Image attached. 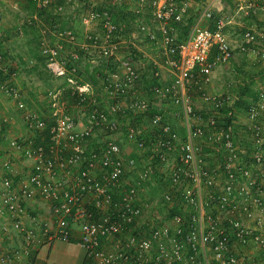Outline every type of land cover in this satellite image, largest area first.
I'll return each mask as SVG.
<instances>
[{
    "label": "built area",
    "instance_id": "2783aa9c",
    "mask_svg": "<svg viewBox=\"0 0 264 264\" xmlns=\"http://www.w3.org/2000/svg\"><path fill=\"white\" fill-rule=\"evenodd\" d=\"M192 1L149 0L157 30L150 31L143 23L139 28L160 42L163 65L173 76L172 81L152 87L150 95L158 100L152 105L171 106L173 116L168 120L158 114L149 128L136 125L126 134L125 121L118 118L125 113L123 105L140 115L148 112L151 103L139 98V87L145 85L147 75L142 79L145 70L136 67L132 58L121 57L125 41L112 15L107 9L90 6L92 0H32L36 12L27 21L40 28L41 53L48 71L67 86L49 91V103L39 111L24 103L20 89L11 85L17 72L0 85L7 97L18 101L28 131L8 143L10 153H19L24 162L19 165L10 158L1 168L0 221L3 231L11 229L18 242L0 254V264H31L45 243L58 240L75 242L84 250V264H247L239 259L236 245L242 251L258 246L264 255V233L258 232H264V191L257 181L264 178V126L260 122L264 85L248 107L252 137L245 142L247 149L240 148L233 127L227 128L221 121L222 110L230 107L231 90L208 92L214 71L234 59L228 38L231 28L242 27L240 50L258 63L264 62V23H255V18L264 15V0H231V14L225 11L226 0H207L189 35L180 38L178 28L188 22ZM80 2L88 7L83 24L98 27L97 33L86 35L82 45L70 28L53 30L39 23V12L62 15L69 8L74 13ZM239 17L249 24L237 23ZM76 49L86 53L85 59L94 52L113 65L116 69L107 71L101 82L104 91L118 99L130 94L124 100L131 104L108 103L92 83L81 82L78 75L84 71L80 67L84 58ZM63 53L80 64L68 67V56L60 59ZM159 70L153 79L164 77ZM194 95H200L210 107L207 118ZM10 120L5 117L3 123ZM179 122L185 134L172 128V123ZM151 128H158L160 134ZM147 129L155 139L146 141ZM126 144L135 153L126 156ZM139 152L149 161L137 158ZM174 156L171 181L163 182L171 189L163 199L180 214L168 219L155 211L157 202L146 193L145 184L151 181L154 163H160L164 171L163 166ZM254 173L256 180L251 181ZM240 179H248V183ZM250 185L258 187L255 193L248 189ZM236 192L245 196L238 208L233 205ZM37 199L49 203L51 221L33 217ZM209 208L221 212L209 214ZM238 212L242 219L236 220ZM248 220L255 225L246 227Z\"/></svg>",
    "mask_w": 264,
    "mask_h": 264
},
{
    "label": "rangeland",
    "instance_id": "374dc122",
    "mask_svg": "<svg viewBox=\"0 0 264 264\" xmlns=\"http://www.w3.org/2000/svg\"><path fill=\"white\" fill-rule=\"evenodd\" d=\"M104 1V2H103ZM206 0H194L193 6L191 8L190 16L188 17V20L190 18H194L201 10L202 4ZM103 5L109 9L114 8L112 5H123V7H126L127 11H131L136 15V12L141 10L143 11L142 15L137 16V17H132V15H127L126 17L122 18L124 24V29L125 32H123L122 39L125 41V43L122 45L121 49V54L123 56H130V53L134 54V50H137L141 55H137L138 60L143 63V68L148 69L147 73V79L148 81H151L153 79V74L160 69L159 66L155 65V62L161 63L163 65V57L161 55L162 53V47L160 42L156 41H151L147 35H144L139 32V30L135 29V25L137 26L139 23H143L147 25L150 29V31H156V25L153 21L152 15H151V8H149V0L146 2H142V0H92V4H89L90 6L92 5ZM148 6V7H146ZM143 7V8H141ZM225 11L228 14H231L233 12L232 8L229 6L228 3H224ZM24 10V9H23ZM22 8L17 5L16 2H12L10 0H0V38H1V47L0 50L1 52H8L9 54L15 52L18 54H21L22 59L20 62L22 65H19V60H16L14 64V68L16 70H19L18 76L15 78L13 83L17 86L18 89H20L21 94H23V102L28 104V101L31 102L32 99L29 98V93L27 92L28 89L31 87L37 88L38 92L42 94V97L44 96V100L47 99L45 95L46 93L51 91V81L50 77L48 74H44V80H40V78L36 77L35 74H31L29 69L27 68L26 64L28 63L30 66L35 65L37 62L36 60L32 57L34 55L38 48H37V42H35V36L33 33L29 32V36L26 35V31L24 28H21L20 30H17L19 27H22L24 20L27 19V14L25 10L23 11ZM88 7L85 4H81L80 7L77 9V11L74 12V14H71V9L67 8L65 13L60 16L63 20H66L68 23V26H72L71 30L76 33L77 40H79L78 45H81L83 42L86 41L85 37L86 35L91 32V33H97L96 30L98 29L97 25H91V26H86L83 24L82 21V16L87 14ZM73 13V12H72ZM29 14V13H28ZM264 21V15L259 17V20ZM40 20V19H39ZM128 20V21H127ZM258 20V21H259ZM28 22V21H27ZM19 23V24H18ZM66 23V24H67ZM131 23V24H130ZM237 23L240 25L249 24V22L245 21L244 18L239 17L237 18ZM256 23V22H255ZM264 23V22H263ZM15 24H18L17 28L14 27ZM29 24V23H28ZM231 32L228 34V38L230 40V43L234 49V59L233 61L225 66H221L215 70L213 73V77L219 78L217 81V84L215 83V78L212 77V82L210 88V92L214 94H223L225 90H232V86L237 83V85L240 84V81L242 83V79L244 78L243 73L246 72L248 73L249 77H245L248 80L250 77H252L255 73V70L257 69V60L254 56H247L245 55L241 50L240 46L242 44V37H241V31L239 29H242L241 26H235L234 28H231ZM17 30V32H16ZM41 49V48H40ZM11 50V51H10ZM13 51V52H12ZM76 52H79L80 49H76ZM94 53V52H92ZM91 56L94 63L91 62V65L98 66V62H100V58L98 57V54L94 53ZM146 54V55H145ZM12 55V54H11ZM142 56H147L146 58H143ZM91 60V61H92ZM26 63V64H25ZM86 61H83L81 63V69L86 66ZM138 63V62H137ZM19 65V66H17ZM135 66L137 64L135 63ZM255 69V70H254ZM45 70V69H44ZM29 71V72H28ZM160 71V70H159ZM164 77L165 73L163 74ZM254 77V76H253ZM83 79V78H82ZM84 80V79H83ZM144 83L145 86L147 87V91H141L140 94L144 95L145 97H149L150 99L152 98L149 92L148 85L149 82ZM237 81V82H236ZM92 83V82H91ZM232 83L231 85H229ZM93 84V83H92ZM94 85V84H93ZM214 85V87H213ZM231 86V88H229ZM62 87H65V85L62 84ZM234 87V86H233ZM237 88V87H236ZM151 89V88H150ZM208 90V91H209ZM231 94V93H230ZM148 95V96H147ZM196 96L195 101L198 103L197 107L201 109L202 115L204 118H207V115L210 112V107L205 105L202 98L200 95H194ZM239 97V94L237 92V89L234 90V92L231 94V102L229 106L232 108L233 116H234V121L232 124L234 133L236 134L237 138L239 139V145L241 149H247V145L245 142L250 141L251 139V132L249 131L248 126L250 125L248 122V112L247 109H245L244 106H237L235 103V100H237ZM32 98V97H31ZM28 99V100H26ZM15 101L9 97L6 96L5 93L0 91V165L1 167L4 165V163L12 158L14 159L16 164L21 165V162L23 161V158L19 153L16 155H12L10 153V148H9V141L10 139L16 138L23 136V134L28 133L26 129V125L24 121L22 120V114L18 111V108L15 105ZM32 103V102H31ZM5 105V107H4ZM29 105V104H28ZM223 116H225L223 114ZM5 117H9L11 119L10 123H3V119ZM228 117L229 114H228ZM260 122L264 126V115L260 119ZM177 126H181L182 124L176 123ZM201 145H205L204 142H201ZM127 149V150H126ZM133 149V152H132ZM124 153L126 156H129L131 153L134 152V148L132 145H125L124 147ZM135 156H138L140 159H143L144 161H149V158L146 154H136ZM175 156L172 157L170 164L163 166L164 173L162 171V167L160 169L161 172H159L161 175L165 177H169V174L172 170V168L175 166L176 161L174 160ZM24 162V161H23ZM23 167V165L21 166ZM257 176L255 173L253 174L251 181L256 180ZM161 177H156L153 178L151 181L153 183L155 182H160ZM242 182L248 183V179H240ZM259 181V185L261 183V188L262 191H264V178H261ZM240 186H236L237 189H239ZM164 188V186H163ZM249 190H252L253 193H255L258 189L257 186L250 185L248 186ZM235 202L233 205H237L236 207L238 208L240 206V203H242L243 200H245V196L239 195L238 192L235 193ZM264 196V193H263ZM264 199V197H263ZM240 202V203H238ZM237 211V210H236ZM211 212L219 213L221 212L220 209L214 210L212 208L208 209V213L210 214ZM222 214H226V210L223 209ZM253 220H248L244 223L246 227L248 226H253L255 223H253ZM3 228L4 225L1 222L0 223V236L4 237L3 234ZM256 228V227H253ZM252 228V229H253ZM258 228V227H257ZM260 233H264L263 230H258ZM262 249L259 248L258 246H252L249 249H246L245 251H242L239 248V245H236V252L239 256V259L241 261H248L247 264L252 263V262H257V263H263L264 264V255L262 253Z\"/></svg>",
    "mask_w": 264,
    "mask_h": 264
},
{
    "label": "trees",
    "instance_id": "16d2710c",
    "mask_svg": "<svg viewBox=\"0 0 264 264\" xmlns=\"http://www.w3.org/2000/svg\"><path fill=\"white\" fill-rule=\"evenodd\" d=\"M104 2V1H103ZM226 3L228 4H232V1L230 0H226ZM19 6L22 8V10L24 9L25 12L27 14V18L29 16H32L33 13L36 12V9H35V4L32 2V0H22L20 1L19 3ZM114 8L112 9H109L107 7H105L103 5V3L101 5H98L96 6V9L101 11L103 10V8L106 10H108V12L112 15V19L114 21V23L118 26V28L121 29L120 31V34L123 35V32H125V27H124V22L122 20V18L126 17L127 15H132V17H137V16H140L142 15L143 11L142 9L137 11L136 12V15L134 13H132L131 11H127L126 7H123V5H115L113 4L112 5ZM148 7V6H146ZM149 8L150 5H149ZM23 10V11H24ZM151 10V14H152V9ZM29 13V14H28ZM39 18L41 19L42 23H45L46 25L50 26L53 30L55 29H66V28H70L72 26H68V23L65 22L64 24H62V18H60L59 15H56L55 13H53L52 11H41L39 12ZM195 18H190L188 20V22L184 25H180L179 26V37L180 38H186L190 31H191V28L194 26L195 24ZM128 21V20H127ZM255 21H258L257 18H255ZM67 23V24H66ZM55 24H57L58 26H56ZM131 24V23H130ZM140 24V23H139ZM139 24L136 26L135 25V29L139 30L140 33L141 30L139 28ZM56 27V28H55ZM21 28H24V30L26 31V35L29 36V32L31 30V32L33 33V35L35 36V42H37V52L32 55V57L36 60V64L33 65V66H30L28 63L26 64L27 68H30V73L33 74L35 73L38 68H40L39 65H44L45 69H46V59L44 58V56L42 55L41 53V46H42V43H43V37L41 35V32H40V29L39 28H36V26H30L27 22V19L24 20L23 22V25L22 27H19L17 30H20ZM16 30V32H17ZM144 34V33H142ZM145 35V34H144ZM161 35H159L160 37ZM53 40H55V37H51ZM151 41H154V40H151ZM156 41H154L155 43ZM255 45H252V47H254ZM0 47H1V38H0ZM80 54L83 55V58H84V61H86V66L84 67V69L82 68V70L84 71H81L78 75V78L80 79L81 82H92L95 86V89H96V92L100 93L105 99L108 100V103H126V104H131V100L127 99V100H124V97H129L130 98V94H124L122 95L121 98H112L111 96H109L108 93H106L104 91V86L101 82H103L104 80V76H106V72L107 71H110V72H113L116 68L113 66V65H108V63L106 62H103V60H101L99 63H98V66H94V65H91V57H88V59H85V52L83 51H79ZM0 54L2 56V61L0 62V85L1 83L3 82H7V80H10V78H12V74L15 73V72H18L19 70H16V68H14V64H15V60L12 59V55L9 54L8 52H1L0 50ZM65 53H63V55L60 57V59H64L66 56H68L67 54L64 55ZM137 55H141L137 50H134V54L133 53H130V58H132V60L137 63V66L139 67L140 70H145V73L143 74L142 76V79L145 78V76L147 75L148 73V69L147 68H143L144 66L141 64L140 60H138L137 58ZM146 55V54H145ZM162 55V54H161ZM143 58H145L146 56H142ZM163 57V56H162ZM165 57H163V61H164ZM68 61H69V64H68V67H72L73 65H77V64H80L78 62H76L75 59H72L71 56H68ZM164 63V62H163ZM260 64V63H259ZM109 66V67H108ZM70 69V68H69ZM48 70V69H47ZM43 71V70H42ZM40 71V73L42 72ZM43 72H46L43 71ZM47 73V72H46ZM50 75V76H49ZM17 76H18V73H17ZM48 76L50 77V80L51 81H54V80H58L59 82H61L60 85H65V87L67 86V83L66 81H63L62 79H56L54 77V75L48 71ZM84 80H83V79ZM250 77L251 79V84H248V85H245V86H239L237 88L238 90V94H240V98H238L237 100H235V103L237 106L241 105V106H244L245 109H247V112H248V107H249V104L252 103L253 101H256V97H257V94H258V90H255L253 87H254V84H255V77L253 78ZM148 81V80H147ZM146 81V82H147ZM145 82V83H146ZM149 84L148 85V88H149V92L150 90L152 89V87L156 84H158L159 82L157 81V79H152L151 81H148ZM11 85H13L14 87L17 88V86L15 85V83H12ZM262 87V86H260ZM52 89H54V86H51ZM151 88V89H150ZM18 89V88H17ZM139 90L141 91H147V87L145 85L139 87ZM1 91V90H0ZM3 92V91H2ZM4 93V92H3ZM68 94V93H67ZM212 94V92L210 93ZM148 96V95H147ZM139 98H145L147 100H150V109L148 110V112L144 113V114H133L132 112L129 111L128 107L129 106H126V105H123L124 107L122 108L123 111H125V113L123 114H119L118 115V118H120V120H122V123L124 122V125H123V130L126 134H128V129L130 127H135L136 125H145L147 126L148 128L152 125V119L157 116L158 114H161L158 110L155 109V105H152V103H156L158 100H156L155 98H149V97H145L144 95L140 94V97ZM47 101H48V98H47ZM16 103H18V101H15ZM15 103L16 107H17V104ZM29 103V102H28ZM49 103V102H48ZM30 106V105H29ZM32 108V106H30ZM19 111V110H18ZM232 108L231 107H226L222 110V113L225 115L223 120L224 122V126L225 127H230L232 126L233 124V121H234V116H230L228 117V114L230 112H232ZM20 112V111H19ZM171 112V110H170ZM126 117L130 118L129 122L127 121ZM126 122H128L126 124ZM172 128L174 130H176L177 132H181L182 134H185L186 130L185 129H182L184 127H181V126H177L175 123H172ZM157 133V134H160V130H158V128H151L150 131H154ZM146 136H147V139L146 141H151L152 138L155 139V135L154 137L152 135H150V132L148 131L147 129V132H146ZM125 139H127L125 137ZM137 158H139L138 156H136ZM244 158H247V156H245ZM154 174L152 175V178H156V177H161L160 179V182H156V184L153 183V181H148L146 184H145V187H146V193L148 195L151 196V198H153V200H155L157 203L156 207H155V211L162 214V215H166V217L168 219L172 218V217H175L176 215H179L180 214V211L176 208V207H169L168 204L164 203V194L167 192V191H170L171 189V185H167L166 184H163L164 181H171V179L169 177H165L163 175H161L159 172L162 173V171H160L162 165L160 163H154ZM164 173V171H163ZM162 173V174H163ZM253 176V175H252ZM162 184L164 186V188H162ZM177 193V192H176ZM175 191H174V195L176 194ZM236 220H239V219H242V215L238 212L237 216H235ZM4 252V251H3ZM2 252V253H3ZM1 254V252H0Z\"/></svg>",
    "mask_w": 264,
    "mask_h": 264
},
{
    "label": "crops",
    "instance_id": "0c3cea01",
    "mask_svg": "<svg viewBox=\"0 0 264 264\" xmlns=\"http://www.w3.org/2000/svg\"><path fill=\"white\" fill-rule=\"evenodd\" d=\"M10 1L13 2V0H10ZM256 23L259 25L263 24V22H261V20L256 21ZM18 24H15L14 27L17 28ZM207 24H209V23H205V25H207ZM11 54H12V59L15 61L19 60V65L21 66L22 63L20 61L23 60L21 57L22 55L15 53V52H13ZM141 64H142V62H141ZM257 64H258L257 69L256 70L254 69L255 73L253 75L255 77V78L253 77L255 79L254 80L255 84L253 87L255 90H258L261 85L262 86L264 85V62H261L260 64L257 62ZM19 65H17V66H19ZM155 65L160 67L161 72L165 73V76H167V74H168V77H170V79H168V77L160 78L157 80L158 82L167 83V82H170L173 80V76L171 75V72H170V74L167 73V72H169L168 68H165L164 65H162L161 63H158V62H155ZM39 66H40V68H38V70L33 74H35L36 77L40 78V80H44L43 76L46 73L43 71L46 70V72L48 74L47 67L45 69L44 65H39ZM40 71H42V72L40 73ZM18 72L20 73V71H18ZM243 75H244V78L242 79V83H241V81H240L239 85H237V83H235L233 85L234 87L232 86L231 93H233L234 90H236L239 86H245V85L251 84V82H252L251 79L248 80L247 78H245V77H249L248 73L244 72ZM213 78L216 79L215 83L217 84V81L219 80L218 76L213 77ZM44 81L46 82V80H44ZM51 83H52L51 86H54V88L60 86V84H61V82H59L58 80L51 81ZM231 84L232 83H230L229 85H231ZM210 86L211 85H209V88H210ZM213 87H214V85H213ZM63 88H65V87H63ZM27 92H30L29 98L32 99L31 100L32 103L28 101L29 102L28 104L30 106H32L33 109L39 110V111H43L46 109L45 108L46 105H44V104L48 103V101H47V99L46 100L43 99L44 96L42 97V94L38 92L37 88L31 87L30 89H28ZM237 92H238V90H237ZM98 94H100V93H98ZM45 95H47L46 91H45ZM195 97L196 96H194V102L197 103L195 101V99H197V98H195ZM238 98H240V94H239ZM64 99H66V100L68 99L67 93L64 95ZM26 100H28V99H26ZM4 107H5V105H4ZM170 107L161 105V106L155 107V109L158 110L161 114H163L165 119L171 120V118L173 116V109H172V107L171 108ZM170 110H171V112H170ZM23 135H26V134H23ZM1 168L2 167L0 165V181H1V176H2L1 173L3 172L1 170ZM33 204H34L33 205V214H34L33 217L38 216L37 217L38 220H41V221L42 220L51 221L53 219L51 211H50L49 203H47L46 201H44L42 199H37L36 201H34ZM0 223H1V221H0ZM3 234H4L3 239L0 236V252L1 253L3 251H6L7 249H11L13 246L17 245V242H18V240L16 239L17 235L14 232L12 233L11 229H9L8 232H3ZM84 261H85V252L80 247H78L75 242H66V241L58 240V241H55L52 243L51 242L45 243L38 250L37 255L31 260V264H84Z\"/></svg>",
    "mask_w": 264,
    "mask_h": 264
},
{
    "label": "clouds",
    "instance_id": "9594fccd",
    "mask_svg": "<svg viewBox=\"0 0 264 264\" xmlns=\"http://www.w3.org/2000/svg\"><path fill=\"white\" fill-rule=\"evenodd\" d=\"M206 1H207V0H206ZM206 1H205V2H206ZM230 1H231V0H230ZM14 2H15V1H14ZM78 2H79V1H78ZM193 2H194V0L192 1V6H193ZM205 2H204V3H205ZM204 3H203V4H204ZM224 3H226V1H225ZM17 4H18V3H17ZM81 4H82V2H80V3L78 4L77 9L80 7ZM83 4H84V3H83ZM203 4H202V6H201V10H202ZM229 5H230V4H229ZM191 8H192V7H191ZM35 9H36V8H35ZM66 9H67V8H66ZM77 9H76V11H77ZM201 10H200V11H201ZM225 10H226V9H225ZM65 11H66V10H65ZM65 11L62 13V15L65 13ZM52 12L55 13L54 11H52ZM190 12H191V10H190ZM33 14H34V13H33ZM65 14H66V13H65ZM71 14L73 15L74 13L71 12ZM199 14H200V12H199L197 15H199ZM56 15H57V14H56ZM62 15H59V16H62ZM197 15H196V16H197ZM196 16H195V17H196ZM195 17H194V18H195ZM257 20H258V19H257ZM65 22H66V20H63L62 24H64ZM39 23H40L41 25H43L44 27H50V26L46 25L45 23H42L41 19H40V22H39ZM36 28H38V27H36ZM39 29H40V28H39ZM214 72H215V71H214ZM60 87H62V85H61ZM230 87H231V86H230ZM208 88H209V87H208ZM231 89H232V88H231ZM208 90H209V89H208ZM208 92L211 93L210 91H208ZM47 94H48V92H47ZM212 94H214V93H212ZM231 94H232V93H231ZM198 96H199V95H198ZM46 97H47V95H46ZM23 101H24V100H23ZM29 107H30V106H29Z\"/></svg>",
    "mask_w": 264,
    "mask_h": 264
}]
</instances>
